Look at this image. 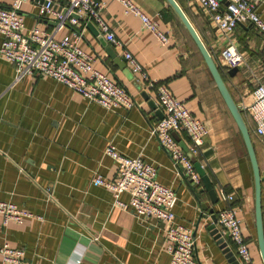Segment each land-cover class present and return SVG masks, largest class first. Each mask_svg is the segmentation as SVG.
I'll list each match as a JSON object with an SVG mask.
<instances>
[{"label":"crops","instance_id":"1","mask_svg":"<svg viewBox=\"0 0 264 264\" xmlns=\"http://www.w3.org/2000/svg\"><path fill=\"white\" fill-rule=\"evenodd\" d=\"M98 1L105 3L102 19L121 46L109 43L95 24H88L83 50L93 56L94 68L124 86L137 106L107 109L49 78L29 76L15 84L14 66L0 56V201L33 215L22 225L11 222L7 226L0 215V250L8 243L22 250L30 264H172L166 223L137 220L131 210L114 206L110 190L93 184L97 176L116 179L117 164L105 154L114 145L123 156L153 165L157 181L176 191V222L194 231L195 256L201 264H229L208 231L212 216L225 207L222 190L234 198L253 264H263L255 228L254 180L244 142L189 34L164 0L132 1L170 34L168 46L144 30L140 18L126 13L121 3ZM176 1L215 61L229 43L244 55L245 66L233 77L224 73V80L241 109L251 104L256 87L264 86V36L250 25L224 34L197 0ZM22 12L26 35L36 27L52 30L55 26L39 18L33 1ZM258 13L264 21V5ZM68 33L69 29L63 30L57 39ZM2 43L0 34V49ZM125 51L147 70L151 80L167 84L173 96L205 123L208 134L194 159L206 171L218 197L213 203L203 182L195 187L207 212L184 172L151 137L152 126L161 120L158 99L132 73ZM244 116L253 131V121ZM174 137L188 150L186 135L175 133ZM256 151L264 170V145L259 142ZM120 200L129 203L130 198L123 194ZM202 214L208 218L197 227Z\"/></svg>","mask_w":264,"mask_h":264},{"label":"built area","instance_id":"2","mask_svg":"<svg viewBox=\"0 0 264 264\" xmlns=\"http://www.w3.org/2000/svg\"><path fill=\"white\" fill-rule=\"evenodd\" d=\"M33 1L40 19L55 24L52 30L34 28L25 34L22 12L26 3ZM121 3L126 13L140 18L143 29L152 33L162 46H168L170 34L160 29L159 23L147 16L132 0H115ZM212 22L224 34L232 33L239 25L253 26L264 36V21L258 9L264 0H197ZM8 4L5 5V3ZM105 3L98 0H0V34L3 43L0 56L15 68V84L29 76L49 78L65 85L91 103L107 109L132 110L137 106L126 88L94 68V58L83 50L84 32L88 24H95L106 40L121 46L111 28L103 21ZM65 29L69 33L61 39L57 35ZM124 59L132 73L142 78L146 88L156 93L164 117L151 128L155 138L165 150L177 169L184 172L196 188L202 180L190 157L201 153L204 138L208 134L204 122L197 120L184 102L177 100L165 83L149 78L145 70L129 52ZM264 64V58L262 59ZM217 65L224 73L240 69L246 64L241 51L229 43L219 52ZM254 123L253 134L264 145V86L258 85L253 92L251 104L241 109ZM175 133L188 137V152H185L174 137ZM105 154L117 164V177L113 181L97 176L93 184L103 186L114 195V206L131 210L139 221L156 219L166 223L167 252L172 264H201L196 258L197 239L190 228L177 224L174 208L178 197L172 188L157 181V169L140 158L123 156L114 145H109ZM129 196V203L120 200ZM225 207L216 214V228L221 238L235 253L240 264H253L249 242L242 229L238 210L233 206V196L221 191ZM3 226L13 222L22 225L33 215L17 205L0 201ZM97 238H95V241ZM0 264H30L22 250L5 243L0 250ZM81 261H79L80 263Z\"/></svg>","mask_w":264,"mask_h":264},{"label":"water","instance_id":"3","mask_svg":"<svg viewBox=\"0 0 264 264\" xmlns=\"http://www.w3.org/2000/svg\"><path fill=\"white\" fill-rule=\"evenodd\" d=\"M170 9L173 11L175 16L181 22L187 33L189 34L191 40L195 44L198 52L200 53L203 61L205 62L225 104L227 105L231 116L233 117L244 142V146L249 158V162L251 165L253 180H254V193H255V228L257 234V244L259 248V252L261 255V259L264 264V214H263V185H264V170L261 169L257 151L254 145L253 137L251 135V131L245 119V116L241 110V108L237 105L236 101L234 100L233 96L231 95L226 82L224 80V75L221 72L219 66L217 65L215 59L210 54L209 50L205 46L203 40L201 39L199 33L195 29V27L190 22L189 18L186 16L185 12L182 10L181 6L178 4L176 0H164ZM224 2V0H222ZM109 55L115 59V63H119V60L112 54ZM238 73V69L231 70L228 75L233 77ZM157 114H161L162 119L164 114H162V110L157 112ZM181 147L185 152H188L187 148H184L182 145ZM194 167L201 177V180L205 186L206 192H208L210 198L212 199L213 203L218 201L217 193L214 189V185L212 184L209 176L207 175L206 171L203 169L200 163H198L193 157H190ZM189 183L195 188L193 182L189 181ZM195 195L197 201L201 204V208L203 211L207 212V206L202 202L203 197L201 193L196 191L195 188ZM213 213V210L210 211ZM208 216L206 214H202L197 227L202 219H206ZM213 223L208 227V231H210L211 235L217 241L218 245L223 250L226 259L228 260L229 264H240L237 260L235 253L231 250L228 244L221 238L218 230L216 228V216H212ZM195 236V234H194Z\"/></svg>","mask_w":264,"mask_h":264},{"label":"trees","instance_id":"4","mask_svg":"<svg viewBox=\"0 0 264 264\" xmlns=\"http://www.w3.org/2000/svg\"><path fill=\"white\" fill-rule=\"evenodd\" d=\"M170 8V7H169ZM171 10V9H170ZM172 11V10H171ZM173 12V11H172ZM221 70V69H220ZM221 72L223 73V75H225L224 74V72L221 70ZM250 129V128H249ZM250 131H251V135H252V137H253V141H254V145H255V148H256V146H257V144H256V142H255V137H254V134H253V131L250 129ZM263 190H264V185H263ZM227 193V192H226ZM227 194H229V193H227ZM264 201V200H263ZM263 214H264V212H263Z\"/></svg>","mask_w":264,"mask_h":264},{"label":"rangeland","instance_id":"5","mask_svg":"<svg viewBox=\"0 0 264 264\" xmlns=\"http://www.w3.org/2000/svg\"><path fill=\"white\" fill-rule=\"evenodd\" d=\"M255 142L257 145H259V140L255 138Z\"/></svg>","mask_w":264,"mask_h":264}]
</instances>
